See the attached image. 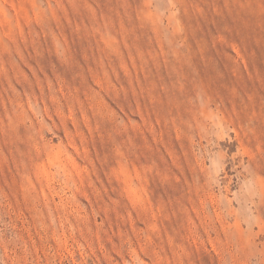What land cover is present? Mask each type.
<instances>
[{
    "label": "rangeland",
    "instance_id": "obj_1",
    "mask_svg": "<svg viewBox=\"0 0 264 264\" xmlns=\"http://www.w3.org/2000/svg\"><path fill=\"white\" fill-rule=\"evenodd\" d=\"M0 264H264V0H0Z\"/></svg>",
    "mask_w": 264,
    "mask_h": 264
}]
</instances>
